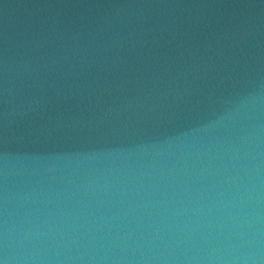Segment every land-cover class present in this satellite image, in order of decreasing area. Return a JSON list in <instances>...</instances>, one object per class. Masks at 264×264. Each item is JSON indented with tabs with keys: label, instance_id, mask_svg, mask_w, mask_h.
I'll use <instances>...</instances> for the list:
<instances>
[{
	"label": "water",
	"instance_id": "1",
	"mask_svg": "<svg viewBox=\"0 0 264 264\" xmlns=\"http://www.w3.org/2000/svg\"><path fill=\"white\" fill-rule=\"evenodd\" d=\"M0 262L264 264V0H0Z\"/></svg>",
	"mask_w": 264,
	"mask_h": 264
},
{
	"label": "snow or ice",
	"instance_id": "2",
	"mask_svg": "<svg viewBox=\"0 0 264 264\" xmlns=\"http://www.w3.org/2000/svg\"><path fill=\"white\" fill-rule=\"evenodd\" d=\"M0 264H2V262H0Z\"/></svg>",
	"mask_w": 264,
	"mask_h": 264
},
{
	"label": "clouds",
	"instance_id": "3",
	"mask_svg": "<svg viewBox=\"0 0 264 264\" xmlns=\"http://www.w3.org/2000/svg\"><path fill=\"white\" fill-rule=\"evenodd\" d=\"M2 264H3V262H2Z\"/></svg>",
	"mask_w": 264,
	"mask_h": 264
}]
</instances>
